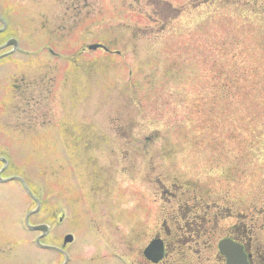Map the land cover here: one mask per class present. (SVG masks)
I'll list each match as a JSON object with an SVG mask.
<instances>
[{
    "label": "rangeland",
    "instance_id": "374dc122",
    "mask_svg": "<svg viewBox=\"0 0 264 264\" xmlns=\"http://www.w3.org/2000/svg\"><path fill=\"white\" fill-rule=\"evenodd\" d=\"M134 2L0 0V46L20 43L0 53L12 51L0 60V158L38 200L0 184V264H65L64 248L69 264H133L137 149L220 179L232 205H264V0H222L156 31ZM228 73L233 98L213 101ZM36 210L30 224L53 227L44 248L25 225ZM68 231L77 242L65 246Z\"/></svg>",
    "mask_w": 264,
    "mask_h": 264
},
{
    "label": "flooded vegetation",
    "instance_id": "af4514ba",
    "mask_svg": "<svg viewBox=\"0 0 264 264\" xmlns=\"http://www.w3.org/2000/svg\"><path fill=\"white\" fill-rule=\"evenodd\" d=\"M221 1L135 0L128 7L145 14L152 23L150 28L156 31L167 29L177 18L192 16ZM228 75L227 84L215 83L217 85L212 87L219 94L213 101L222 99L227 103L233 98L235 79L231 73ZM220 77L217 75L214 79ZM157 153L160 154L157 150L132 151L142 205H139L137 225L139 228L145 226L144 230H139L144 239L136 251L137 264H228L227 257L222 254L224 241L239 246L246 264H264V205L250 204L246 208L245 205H232L230 192L222 195L220 179L204 181L203 172H197V167L196 171H183L185 167L181 166L175 171L163 165L165 162L157 164L159 158H167L165 152L163 155ZM223 222L226 223L224 227ZM152 242L158 244L150 255L153 259L161 257L159 262L150 260L146 254Z\"/></svg>",
    "mask_w": 264,
    "mask_h": 264
},
{
    "label": "water",
    "instance_id": "95a60500",
    "mask_svg": "<svg viewBox=\"0 0 264 264\" xmlns=\"http://www.w3.org/2000/svg\"><path fill=\"white\" fill-rule=\"evenodd\" d=\"M101 46H99V45H96V46H92V47H90V49H92V50H97L98 48H100ZM35 229L36 230H42V231H45L46 229L44 228V227H35ZM222 246H223V250L224 251H226V253H228L229 255H231L230 257V261H229V263L230 264H242V263H239V261L238 260H241V258H240V256H241V252L239 253V252H237V251H233L232 253H229L228 252V250H230V249H227L226 247L227 246H232V247H234L235 245H231V244H229V243H226V242H224V243H222ZM235 248V247H234ZM232 250V249H231Z\"/></svg>",
    "mask_w": 264,
    "mask_h": 264
}]
</instances>
